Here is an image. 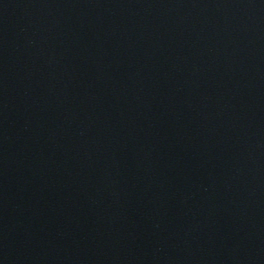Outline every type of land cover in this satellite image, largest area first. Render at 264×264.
Returning a JSON list of instances; mask_svg holds the SVG:
<instances>
[{"label": "water", "instance_id": "1", "mask_svg": "<svg viewBox=\"0 0 264 264\" xmlns=\"http://www.w3.org/2000/svg\"><path fill=\"white\" fill-rule=\"evenodd\" d=\"M0 264H264V0H0Z\"/></svg>", "mask_w": 264, "mask_h": 264}]
</instances>
